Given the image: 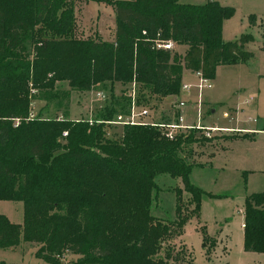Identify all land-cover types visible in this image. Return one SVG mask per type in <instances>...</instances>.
<instances>
[{
    "label": "trees",
    "instance_id": "obj_1",
    "mask_svg": "<svg viewBox=\"0 0 264 264\" xmlns=\"http://www.w3.org/2000/svg\"><path fill=\"white\" fill-rule=\"evenodd\" d=\"M73 1L0 0V201L22 204L21 225L0 216V247L35 244V258L46 264H58L65 252L76 256L67 264H177L184 250L176 253L173 242L198 217L204 195L188 175L207 166L199 157L211 155L216 137L189 130L167 139L149 125L110 132L106 122L127 115L130 105L113 85L133 84L135 106H149L179 94L183 70L212 80L217 66L246 64L252 36L223 41L221 24L233 8L215 0H103L113 9L112 40H82L72 34ZM160 41L185 51L158 49ZM56 82L75 91L108 84L97 119H28L31 91L48 92ZM161 174L181 185L173 189L172 222L149 213ZM242 216L243 252L264 254V190L244 198ZM200 233L207 257L214 241L206 246L205 229Z\"/></svg>",
    "mask_w": 264,
    "mask_h": 264
},
{
    "label": "rangeland",
    "instance_id": "obj_2",
    "mask_svg": "<svg viewBox=\"0 0 264 264\" xmlns=\"http://www.w3.org/2000/svg\"><path fill=\"white\" fill-rule=\"evenodd\" d=\"M182 1V0H181ZM185 1V0H183ZM199 0H197L198 2ZM210 0H206L208 2ZM220 6L233 8V14L222 21L221 39L231 41L240 33L247 32L252 41L245 49L253 54L248 64L237 66H221L215 82L209 81L210 89L200 94V124L203 127H247L251 130L264 131V51L259 50L261 33L264 34V0H215ZM203 4V3H202ZM200 4V5H202ZM73 37L77 39L112 40L114 20L113 9L103 0L73 1ZM254 17L251 25L248 17ZM183 45H173L172 54L182 56ZM214 77V76H213ZM194 75L182 71L181 85H193ZM212 86V88H211ZM109 85H98L88 91H75L68 88L65 82H56L52 90L32 91L30 94V109L35 118H67L71 120L97 119L101 108L106 104ZM96 93L104 95V100L96 97ZM115 95L129 96L131 87L113 85ZM258 94V95H257ZM258 96L259 98L250 99ZM179 99L185 105L184 123H194V111L191 107L197 103V93L191 88L187 93L179 91L176 97H165L161 101L152 102L149 106H136L146 111L144 122L169 123L174 122L171 112L174 108L171 102ZM195 101V102H194ZM237 110L238 123H228L222 118V113L231 114ZM231 116H234L231 114ZM169 119V122L167 121ZM248 120V122H245ZM115 126V127H114ZM110 132L119 131L120 125L110 127ZM178 133H188L180 130ZM239 133L216 132L210 136L216 137L209 157L202 155L200 162L207 166H193L188 175V181L199 188L204 195L200 197L198 217L190 219L183 227L182 234L173 242L174 251L179 254L177 264H264L263 253H245L242 251L243 223L242 206L244 198L252 193L264 190V134H258L244 140L236 141ZM196 146H192L194 149ZM202 149V148H201ZM156 190L151 192L149 213L163 221L172 222L175 219V198L173 189L180 188L178 179H172L166 174L154 178ZM176 186V187H175ZM187 195L182 194V203ZM191 208V206H189ZM0 216L10 224L21 225V202L0 201ZM205 226V228H204ZM218 227L221 229L217 235ZM204 228L210 245V259H206L201 248V229ZM214 228V229H213ZM215 231V235H212ZM217 233V234H216ZM218 236L220 239L217 240ZM217 237V238H216ZM218 243V244H217ZM35 244L19 243L12 248L0 247V263L2 264H46L35 258ZM219 248V249H218ZM225 249V251H224ZM218 250L216 252H212ZM224 251V252H223ZM162 252L158 257H162ZM76 256L65 252L58 259V264H67ZM168 264H173L168 262Z\"/></svg>",
    "mask_w": 264,
    "mask_h": 264
},
{
    "label": "built area",
    "instance_id": "obj_3",
    "mask_svg": "<svg viewBox=\"0 0 264 264\" xmlns=\"http://www.w3.org/2000/svg\"><path fill=\"white\" fill-rule=\"evenodd\" d=\"M173 43L171 41L166 42H156L155 47L162 50L172 51ZM196 79V83L193 85H181L180 90L183 93H187L189 89L192 87L197 92V105H196V112L194 115V123L195 124H186L183 121V117L181 115V111L185 109V105L183 102H181L179 99H175L171 102L172 108H174L173 113H176V121L172 123H153V122H144L142 119L147 115L145 110L137 109L134 103V85H131V93L129 94L130 98V105H129V112L125 116L118 115L115 117L113 121L106 122L108 125H149L151 127L157 128L160 133L163 135L164 138L172 139V137L177 134L180 130H194L197 132H200L203 134L204 137L209 138L212 133L216 132H222L221 129H217L214 127L207 128L203 127L200 124V105H199V99H200V93L203 90L209 89V80L202 77L200 72H194L193 73ZM32 92V91H31ZM96 97L100 100H104V95L101 93H96ZM30 107V106H29ZM174 113V115H175ZM223 118H227V114L222 115ZM27 118L32 119L34 118L33 113L31 112V109L29 108V111L27 113ZM90 124V121H88ZM18 120H14V124L17 125ZM65 133H63L64 135ZM109 134L106 133V136Z\"/></svg>",
    "mask_w": 264,
    "mask_h": 264
},
{
    "label": "crops",
    "instance_id": "obj_4",
    "mask_svg": "<svg viewBox=\"0 0 264 264\" xmlns=\"http://www.w3.org/2000/svg\"><path fill=\"white\" fill-rule=\"evenodd\" d=\"M178 1V3H180V4H194V5H200V4H204V3H206V0H199L198 2H197V0H185V1H181V0H177ZM111 34H112V32H111ZM262 35H264V34H262L261 33V36ZM111 39H112V37H111ZM106 41H111L110 39L109 40H106ZM258 46H260V40H259V44H258ZM259 50H261L260 48H259ZM249 51V50H248ZM261 51H264V50H261ZM251 53V52H250ZM252 54V53H251ZM252 56H253V54H252ZM252 58V57H251ZM251 60V59H250ZM249 60V61H250ZM248 61V62H249ZM248 62H247V64H248ZM237 65H239V64H236V65H221V66H237ZM241 65H244V64H241ZM221 66H217L216 68H215V70H214V77H213V79L212 80H209V81H211V83L212 82H215L216 81V79H217V74H218V70H221V69H219ZM183 71H185V72H188V73H190V74H192V75H194L193 73H191V72H189V71H186V70H183ZM195 77V76H194ZM195 79V78H194ZM196 83V82H195ZM192 88V87H191ZM190 88V89H191ZM211 88H212V86H211ZM189 89V90H190ZM194 89V88H193ZM210 89V88H209ZM195 90V89H194ZM206 90H208V89H206ZM196 91V90H195ZM202 92V91H201ZM197 93V92H196ZM201 94V93H200ZM258 95V94H257ZM178 96V95H177ZM173 97H176V96H173ZM252 98H255V100H256V98L258 99L259 97L257 96L256 97V95L254 96V97H251L250 99H252ZM195 102V101H194ZM196 103L194 104V106L193 107H191V109L194 111V115H195V112H196ZM175 113V112H174ZM174 113L173 112H171V115H172V117L173 118H175V116H176V113H175V115H174ZM223 114H226V113H222V115ZM231 114H233L234 116H231ZM230 115L229 114H227L228 115V117L227 118H223V116H222V118L223 119H226L227 120V122L228 123H233L235 126L237 125V123H238V119H237V110H233L232 111V113H231ZM181 115H182V117H183V119H184V117H185V113H184V110H182L181 111ZM176 121V118L174 119V122ZM245 122H248V120H245ZM169 123H172V122H169ZM188 125L189 124H192L191 122L190 123H187ZM214 128H217V129H221V131L222 132H236V133H239V135L238 136H242L241 138H237L236 139V141H234V142H232V143H235V142H238L239 140H244V138L246 139V138H248V136L249 135H251L250 137L252 138V136H255V135H258V134H264V131H256V130H251V129H249V128H247V127H243V126H236V127H234V128H228V127H214ZM253 139V138H252ZM176 187V186H175ZM178 188V187H177ZM240 227H241V229H242V227H243V223H241L240 224ZM204 228H205V226H204ZM215 228V231H216V228L218 229V231H217V235H219V233H220V231H221V229L220 228H218V227H214ZM213 228V229H214ZM215 231H214V233L212 234V235H215ZM206 232V231H205ZM207 234V233H206ZM208 235V234H207ZM182 236H183V233H182ZM217 238V237H216ZM220 239V236H218V238H217V240H219ZM218 244V243H217ZM219 249V248H218ZM216 251H218V250H215V251H212L213 253L214 252H216ZM224 251H225V249H224ZM223 251V252H224ZM243 251V250H242ZM245 253H250V252H245ZM206 257V256H205ZM210 257H211V254H209L207 257H206V259H210ZM192 264V263H191Z\"/></svg>",
    "mask_w": 264,
    "mask_h": 264
}]
</instances>
